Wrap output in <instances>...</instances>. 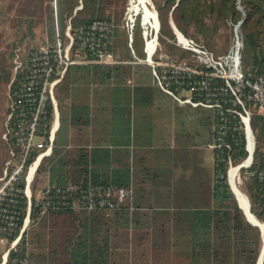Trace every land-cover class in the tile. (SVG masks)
Here are the masks:
<instances>
[{"label": "built area", "instance_id": "2783aa9c", "mask_svg": "<svg viewBox=\"0 0 264 264\" xmlns=\"http://www.w3.org/2000/svg\"><path fill=\"white\" fill-rule=\"evenodd\" d=\"M133 1L136 0L129 1L121 25L127 29L129 45L137 57L136 61L150 64L158 85L180 102L214 108L217 122L215 139L211 145L216 150V157L228 161V172L232 166H238L240 173L243 168H249L254 162L256 147L252 115L255 110L264 108V75H254L243 70L241 50L244 43L240 20L234 24L231 48L222 55L214 53L196 39L176 32V44L190 50L193 61H175L164 52L159 53L160 22L156 27L152 19L146 21L142 10L132 9ZM138 15H141L145 38V56L142 58L137 56L133 45ZM118 28L119 23L113 19L97 18L80 25L73 32L69 19L64 31L65 37L57 24L54 44L32 48L26 60L17 49L15 75L20 70L24 73L14 90L16 77L10 84L2 133L10 153L4 174L0 177V240L10 242L4 255V264L12 250L22 249L25 252L20 258L14 259L13 263L30 264L29 242L27 234L23 233L37 207H40V214H44L50 207L59 206L85 210L100 207L114 209L122 205L133 208L132 185H48L40 197L32 189L43 158L53 151L59 130L56 87L65 79L73 64L127 62V59L116 55L109 48ZM79 50L84 55H76ZM50 103L54 106V118L47 129L44 120ZM234 144L237 149L233 147ZM241 148L246 150V157L235 163L234 155H239ZM257 175L264 197V153ZM13 235L14 238L9 241Z\"/></svg>", "mask_w": 264, "mask_h": 264}, {"label": "crops", "instance_id": "0c3cea01", "mask_svg": "<svg viewBox=\"0 0 264 264\" xmlns=\"http://www.w3.org/2000/svg\"><path fill=\"white\" fill-rule=\"evenodd\" d=\"M114 2L99 0L95 8L89 9L84 6V0H77L71 13L62 11L63 0H21V8L26 13L49 8L51 35L41 45L54 44L57 24L60 32L62 29L65 31L69 19L72 23L76 15L81 18L103 16L115 20L119 28L113 39L118 41L124 29L121 16L114 11V5H117L112 4ZM47 29L44 24L42 30L49 33ZM140 42L137 49L144 51V41ZM38 44L32 48L38 47ZM119 50L113 49L121 55ZM137 56L142 58L139 54ZM124 59L128 61L73 64L90 66V79L85 81V91L67 93V110L62 113V121L59 122L60 132L63 129L65 132L57 136L52 153L42 160L45 163L42 167L45 184L41 189L57 184L58 179L64 180L63 183L67 185L75 184L73 181L79 180L80 170L87 169L89 175L99 171L129 181L134 189L133 208L130 211L144 212L149 224L173 222L174 214L184 209L219 208L220 202L214 198L216 150L211 145L217 122L214 108L180 102L158 85L150 64L136 61L137 57L132 54ZM71 66L67 74L72 72ZM95 70L98 72L95 73ZM102 70H108L111 79L105 80ZM73 106H76V113ZM189 118H200L206 130L204 141L197 140L198 136L203 137L204 134L197 124L189 128ZM51 157L63 163L56 168L55 178L51 171L54 164L49 163ZM248 198L251 201L250 196ZM237 202L246 219L261 231L262 245L257 264H264V256L261 259L264 252L263 228L251 220L238 199ZM156 209H166L171 218L164 214L155 216ZM153 233H156L151 237L154 241L160 238L173 240V234L166 231ZM171 246L176 247L173 243Z\"/></svg>", "mask_w": 264, "mask_h": 264}, {"label": "trees", "instance_id": "16d2710c", "mask_svg": "<svg viewBox=\"0 0 264 264\" xmlns=\"http://www.w3.org/2000/svg\"><path fill=\"white\" fill-rule=\"evenodd\" d=\"M63 1L62 11L71 13L74 5L77 4V0ZM153 1L158 9L161 23L159 34L160 50H164L167 57L175 61L183 59L193 61L190 50L170 42L167 38H176L171 22L172 19L183 34L194 37L199 43L212 50L216 35L221 31L223 23L228 26L230 30L229 38H232L233 23L243 18L241 24L244 43L241 50L243 70L254 75H264V0ZM97 3H99V0H84V6L89 9L95 8ZM17 8H20V6ZM97 18L110 17L92 16L90 18H81L80 15L74 16L72 18L73 32L76 27L80 26L79 22L89 23ZM123 29L125 32L127 31L125 27ZM136 31H138L137 43L140 40L144 41L140 17L135 33ZM20 39L22 37L16 39V44L14 42L12 46L14 51L10 52V56H13L12 65H15V50L20 44L18 43ZM116 43L117 40L112 38L110 50L113 51L114 49L116 51ZM75 44L77 48V41ZM231 45L232 43L226 46L225 53L228 52ZM160 50L159 53L161 52ZM115 51L113 52L116 54ZM75 54L84 55V52L79 50ZM4 65L3 62L0 63V91L5 88V85L11 79L16 77L13 82L14 90L20 84L24 71L20 70L15 75L13 68L11 71L6 69ZM90 70H92L90 66L79 64L73 70L77 72L76 79H71L72 72L70 71L65 77L66 83L68 80L71 83H75L82 81V79H90L88 76ZM95 71V73L98 72L97 70ZM102 72H104L105 80L111 79L108 70H102ZM63 90L65 91L66 88ZM60 100L62 103L63 97H60ZM75 109L76 106H73V112L76 113ZM53 113L54 106L50 103L47 117L44 120L47 124V129L54 118ZM252 127L256 136L254 162L249 168L241 170V176L252 202V212L264 221L263 190L257 175L264 153V113L260 112V110H255L252 115ZM233 147L235 149L238 148L235 144ZM246 154V150L241 148L239 155H234V162L239 163L246 157ZM49 163L54 164L51 171L53 178H55L56 168L63 163L56 161L53 157L50 158ZM83 171L80 170L79 180L73 181L75 184L84 186L90 184L131 185L129 181L121 177H111L105 175L106 173H99V171H93L89 175L87 169H83ZM216 174L214 198L219 200V208L198 207L180 210L174 214L173 222L161 223V225L153 224L152 227L155 231H166V233L173 234V245H181L184 247L181 250L185 251L183 253L177 250L173 256L177 259H182L185 264H257L262 245L261 231L259 227L254 226L246 219L243 210L238 205L237 198L228 182L227 160H221L216 157ZM63 182L64 180L58 179V183L55 185H67ZM22 185H24V181ZM35 192L36 189H34ZM130 210H132L130 205H122L114 209L100 207L93 210L59 206L50 207L44 214H40V207H37L33 213V220L37 221L45 218L46 222H50V220L53 222L54 242L50 244L48 250L36 254V251L31 250L32 244L36 241L28 236L30 264H117L115 261L116 248L119 247V244L126 246L129 244L133 232L132 228H134L131 223L135 212ZM156 210L155 216L164 214L171 218L166 209ZM24 214L25 207H23ZM161 227L162 229H160ZM14 236H11L9 241ZM121 238L122 240H120ZM24 252L25 250L23 249L12 250L6 264H14L13 260L20 258ZM125 258H128V256L126 255Z\"/></svg>", "mask_w": 264, "mask_h": 264}, {"label": "rangeland", "instance_id": "374dc122", "mask_svg": "<svg viewBox=\"0 0 264 264\" xmlns=\"http://www.w3.org/2000/svg\"><path fill=\"white\" fill-rule=\"evenodd\" d=\"M129 1L130 0H117L114 3H112V4H117L114 5V11L118 14L119 17L121 16L122 22ZM134 2H137V0ZM151 4L155 6L156 8V9L154 8L155 10H158L153 0H151ZM19 6L20 8H17ZM151 7L153 8V6ZM32 12L33 13L21 12V0H0V58H1L0 63L3 62L5 64L4 67L6 69L12 71L13 68L14 71L15 65H12L13 56H10V52L14 51L12 46L14 42L16 44L17 41L16 39L22 37V39L18 40V43L20 44L18 45L17 49L20 56L25 57L26 60L28 59V55L32 47L38 43L39 44L37 46L41 45V43L45 41L44 39L47 36L50 37L51 35V32L49 31V16H48L49 8L48 9L41 8L40 10L34 9V11ZM140 16L138 15L137 23ZM44 18L46 19V23L44 22ZM235 23L238 22H234L233 25ZM44 24L47 26L48 28L47 32L49 31V33H46V31L42 30L44 28ZM36 28H39V30L35 31ZM137 32L138 31H136L134 36L135 39L133 45L136 48V53L144 57L145 52H143V50L141 51L137 49V47H139L141 43L140 41H138L137 44ZM61 34L63 37H65L63 29ZM233 36H234V29H233ZM233 36L232 38H229L230 30L228 26L223 23L221 31L216 35L215 44L212 47V51L218 55L225 54L224 50L226 46L228 44L230 45L231 43H233ZM187 37H191V36H187ZM167 38L170 40V42L176 44V38L175 39L169 37ZM144 43H145V38H144ZM116 46L118 50L119 48L122 47L121 48L122 50H119L121 53L120 57L124 58L126 55H130V54L134 55L129 45V34L127 31L121 33L120 38L116 43ZM17 49L15 50L16 52L15 55H17ZM123 51H125V53ZM160 51L165 52L164 50H160ZM77 66L79 65H72L71 68L74 70V68ZM73 70L71 73L72 80L76 79L77 76V72H74ZM86 80L87 78L84 80L82 79V81L75 83H71L68 80L66 83V78H65L56 87V99L58 103L57 105L58 119L60 123L62 121V113L64 114V112L67 110V102H68L67 93L69 91H83ZM11 82L12 79L9 81V83L5 85V88L1 89L2 91H0V177L4 174V170L6 168V162L10 157L9 146L2 137V132L4 130V126L2 125V122L6 116V108L8 106L7 94L8 91L10 90ZM64 88H66L67 91L66 90L64 91L63 90ZM61 96L63 97V104L61 103L60 100ZM260 112L264 113V108H261ZM187 121L189 128L190 127L194 128L195 125L197 124L198 125L197 128L202 129L201 131H203L204 133L202 134L203 137L198 136L197 140L199 142L204 141V138L206 136V130L202 127L200 118H198L197 120L189 118V120ZM60 130H61V125L56 134V139L59 134L62 135L65 132L64 129L61 132ZM42 163L43 164L42 165L40 164L39 166V170L37 171L35 180L32 184V187L37 190L36 193L37 197H40L42 195L43 189L41 188L44 187L45 184L44 183L45 178L42 175L43 174L42 167L44 166L45 163L44 162ZM238 179H239L238 181L239 184L241 185L245 193H247L249 196L246 185L241 176L240 170L238 174ZM34 189H33V193H34ZM47 222L45 221V218L34 221L32 217L30 222L24 227L26 230L24 231L25 233L23 234H27V238L29 236L31 239H34L36 241L31 246V250L36 251V254L44 250H48L50 244L54 242L53 239L54 233L52 231L53 222L51 220L50 222L48 223ZM131 224L132 226H134V228H132L133 237L131 238L129 244L127 246L119 244V247L116 248L117 250H116L115 261L117 262V264H185V261H182V259H177L173 256L177 250H180L181 252L184 253L185 251L181 250L184 249L183 246H181L180 248H177V246L175 248L172 247L171 238H167V239L160 238V239H156L155 241L151 238L153 235L156 234L153 233L155 229H153L152 227L153 224H149L148 217L144 214V212L142 211L135 212L133 215V222ZM162 227L160 229H162ZM164 229L166 230V228ZM120 240H122V238ZM155 244H157V246H155ZM9 246H10V242L0 240V264H3L2 262L4 260V255L7 249L9 248ZM126 255L128 256V258H125Z\"/></svg>", "mask_w": 264, "mask_h": 264}, {"label": "bare ground", "instance_id": "6f19581e", "mask_svg": "<svg viewBox=\"0 0 264 264\" xmlns=\"http://www.w3.org/2000/svg\"><path fill=\"white\" fill-rule=\"evenodd\" d=\"M151 0H137V2L133 1L132 9L140 10L142 9L144 12V19L146 21L152 19L154 22V25L158 27L159 21H158V16L157 12L154 8L151 7ZM182 37V36H181ZM152 44L149 42V47H151ZM249 161V160H248ZM34 169V168H32ZM240 168L238 166H232L229 170L230 174V180L233 186L234 191L236 192L239 201L241 202L242 207L246 210L247 214L256 223H259L260 226L263 228L264 232V222L261 221L257 216L254 215L252 210L250 209V200L248 198V194L245 193L241 185L239 184V179H238V174H239ZM33 171V170H32ZM3 263V262H2ZM4 264V263H3Z\"/></svg>", "mask_w": 264, "mask_h": 264}, {"label": "water", "instance_id": "95a60500", "mask_svg": "<svg viewBox=\"0 0 264 264\" xmlns=\"http://www.w3.org/2000/svg\"><path fill=\"white\" fill-rule=\"evenodd\" d=\"M239 7H240V6H239ZM240 9H242V8L240 7ZM156 12H157V15H158V10H156ZM159 22H160V21H159ZM171 22H172L173 27L175 28V31H176V32H179V33H182V32L177 28V26L175 25L173 19H172ZM242 22H243V18L240 19L239 23H242ZM228 182H229V184H230V186H231L232 191L235 193V195H236V197H237V199H238V201H239V198H238L236 192H235L234 189H233V186H232V183H231V180H230V174H229V172H228ZM239 203H240V201H239ZM240 206L242 207L241 203H240ZM250 208H251V201H250ZM256 224H257V223H256ZM263 256H264V252H263V255H262V258H261V259H263Z\"/></svg>", "mask_w": 264, "mask_h": 264}]
</instances>
